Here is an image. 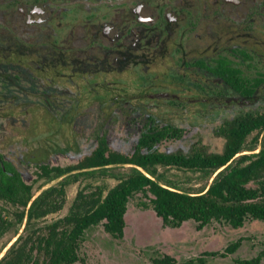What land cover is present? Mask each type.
Returning a JSON list of instances; mask_svg holds the SVG:
<instances>
[{
  "label": "rangeland",
  "instance_id": "obj_1",
  "mask_svg": "<svg viewBox=\"0 0 264 264\" xmlns=\"http://www.w3.org/2000/svg\"><path fill=\"white\" fill-rule=\"evenodd\" d=\"M71 1L57 0L59 7H68ZM171 2L178 8L181 0ZM73 6L74 14L66 10L58 16L64 37L70 30L64 25L69 23H73L76 34L85 30L88 40L93 39L104 20L120 25L122 19L126 27L134 26V0H75ZM240 14L239 10L231 12L234 16ZM208 17L196 25L181 19L169 31L158 22L143 39L138 40L136 35L126 38L123 52L128 53L127 59L117 62L112 56L105 65L93 61L95 66L87 67L46 65L37 54L39 43L28 41L27 57L21 58L27 68L20 73L16 81L19 84L9 87L0 78V154L18 168L38 195L60 182L37 180L39 165H75L91 153L100 137L107 139L111 149L129 154L152 125L170 124L184 129V135L159 144L160 151L191 152L201 148L221 152L225 141L216 134L217 129L240 111L264 112V84L252 99H241L216 76L187 63L213 65L218 57L231 58L230 50L238 48L247 53L236 61L243 72L250 78L264 74V16L253 14L248 20L244 16L235 20ZM72 19L74 22H70ZM84 44L73 37L65 42L75 53ZM101 55L95 52L103 60ZM18 60L20 57L15 56L8 62ZM256 135L260 143L264 141V131L253 133L249 141ZM160 171L168 181L189 192H200L213 180L200 172L177 168ZM126 172L127 168L119 167L114 178L99 174L71 184L66 188L63 209L40 225L65 217L80 189L98 185L112 188L118 183L117 177ZM142 202L149 204L143 194L131 199L123 239H114L102 225L87 231L79 252L84 262L76 264H156L154 260L165 256L174 260L172 264L201 258L203 263L196 264H239L237 260H251L264 249V222L248 221L237 230L213 222L199 231L195 222L189 221L171 229L164 227L153 209H146ZM23 233L20 226L19 235ZM240 238L244 240L237 252L227 257L218 255ZM15 240L16 230L4 237L2 245L7 246L1 257ZM211 253L217 255L209 256Z\"/></svg>",
  "mask_w": 264,
  "mask_h": 264
},
{
  "label": "trees",
  "instance_id": "obj_2",
  "mask_svg": "<svg viewBox=\"0 0 264 264\" xmlns=\"http://www.w3.org/2000/svg\"><path fill=\"white\" fill-rule=\"evenodd\" d=\"M188 66L207 68L200 61ZM211 73L222 80L241 99H252L264 84V74L256 78L247 76L227 57H220L210 68ZM264 131V112L240 111L225 120L216 134L225 141L219 153L201 148L191 152L160 151L158 145L166 140H178L184 129L163 125L152 127L139 138L132 153L110 148L105 137L98 139L96 147L75 165L68 167L38 166L37 180H59L34 194L18 168L0 155V264H76L84 259L80 249L86 233L102 225L107 234L117 240L125 235L126 214L132 198L143 194L166 228L177 229L193 221L197 230L213 222L229 225L237 230L248 221L264 222V141L256 135ZM128 172L117 177L112 188L104 185L80 189L69 213L51 224L40 225L48 216L60 212L66 199V188L82 178L97 175L116 177V168ZM161 168H177L200 172L213 178L211 184L200 192L183 190L168 181ZM24 233L19 235V227ZM16 230V240L1 257L5 247L4 237ZM244 239L226 247L227 257L241 247ZM215 256L217 254H208ZM264 249L251 260H237L239 264H261ZM156 264H172L168 256L154 260ZM203 263V259L184 264Z\"/></svg>",
  "mask_w": 264,
  "mask_h": 264
},
{
  "label": "flooded vegetation",
  "instance_id": "obj_3",
  "mask_svg": "<svg viewBox=\"0 0 264 264\" xmlns=\"http://www.w3.org/2000/svg\"><path fill=\"white\" fill-rule=\"evenodd\" d=\"M249 1L252 3L251 6H249ZM260 1L181 0L180 6L177 8L171 0L162 2L134 0L135 6L131 10L134 22L132 28L126 27L122 19L120 20V25L113 21L104 20L99 25L93 39L88 40V33L85 30H78L76 34L73 23L64 25L70 27L67 34L68 37H64V33L59 30L62 24L58 16L66 10L68 14H74L73 5L75 0L67 2L68 7H59L57 0H0V78L7 82L9 87L19 84L16 81L20 80V73L26 72L27 68L23 65L24 61L23 63L21 62V58L27 57L28 50L26 45L28 41L39 43L37 54L41 57L42 63L46 65L57 67V65L67 63L77 66L83 65V67H87L89 64L95 66V63L91 61L102 62V65H105V62L112 56L117 62L127 59L129 57L128 53L123 52L126 38L136 35L138 40H141L153 30V25L158 22H161L159 26L165 27L169 31L172 24L181 19L190 25H196L201 23L202 20L210 19L208 16H213V18L217 19L227 16V20L242 19V16H244L245 20H248L251 19L250 16L253 14L263 17L264 1ZM71 5L73 7H69ZM257 8H259L258 14L256 12ZM161 10L168 12L161 13ZM179 10L183 12V17L180 15ZM233 10H239L242 14L239 16L231 15ZM70 22H74V20L72 19ZM72 37L74 40L82 39L83 43H85L83 46L78 47L77 53L71 46L67 47L65 45V42L70 41ZM95 52L102 54L103 60L95 56ZM230 54L231 58L229 59L233 65L240 68L236 62L237 58L240 55L247 56V53L238 48H232ZM15 56H19L20 60L8 62L10 58ZM219 58H216L213 63L215 64ZM77 60L80 62H77ZM204 63L207 68H198L205 69L211 73L210 68L213 65Z\"/></svg>",
  "mask_w": 264,
  "mask_h": 264
}]
</instances>
